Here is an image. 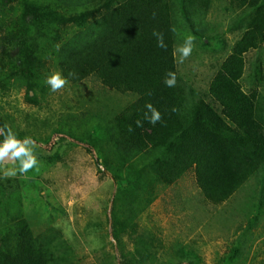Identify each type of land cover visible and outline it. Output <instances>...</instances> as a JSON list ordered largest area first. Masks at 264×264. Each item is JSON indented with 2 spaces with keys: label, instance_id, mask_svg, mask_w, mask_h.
Instances as JSON below:
<instances>
[{
  "label": "trees",
  "instance_id": "16d2710c",
  "mask_svg": "<svg viewBox=\"0 0 264 264\" xmlns=\"http://www.w3.org/2000/svg\"><path fill=\"white\" fill-rule=\"evenodd\" d=\"M217 1L0 0V94L23 91L26 104L42 109L51 79L75 89L73 108L0 121V147L91 154L111 182L99 249L113 243L117 264H205L191 239L168 241L156 225L140 224L187 176L200 205L214 209L255 181V200L235 207V232L248 239L264 223V0H222V34L208 21ZM225 33L237 37L230 44ZM194 49L216 57L202 93L179 72L177 54ZM58 154L42 158L64 161ZM23 185L0 178V264H95L60 229L26 216ZM247 239L216 264H246Z\"/></svg>",
  "mask_w": 264,
  "mask_h": 264
},
{
  "label": "rangeland",
  "instance_id": "374dc122",
  "mask_svg": "<svg viewBox=\"0 0 264 264\" xmlns=\"http://www.w3.org/2000/svg\"><path fill=\"white\" fill-rule=\"evenodd\" d=\"M225 5V1H217L208 19L211 27L218 28L216 32L219 34L227 29L229 23V15L223 10ZM236 37L237 34L225 33V39L230 44ZM194 50L191 54L186 51L177 54L180 57L179 72L202 93L215 72L216 57L208 51ZM48 83L54 87V94L50 96L48 106H42V109L26 104L23 91L0 94V121L12 124L28 113L33 116L35 111L42 118L45 112L63 111V105L65 108L74 107L71 93L75 89L55 79ZM87 85L91 86L89 82ZM92 88L97 91L98 86L92 85ZM5 115L10 117L6 120ZM14 147L15 161L12 150L0 148V178L12 180V177H16L24 184L20 195L26 216L39 224V227L49 223L60 229L64 239L72 245L79 257L92 260V250L99 249L101 244L96 225L106 219L104 214L111 193L108 177L98 172L93 156L82 148L71 147L65 155V148H60L59 152L56 147L51 152L29 142ZM54 151L65 160L54 159L46 163L42 157L51 156ZM21 154H27L28 157ZM257 190L256 182L251 181L227 205L217 209L203 207L193 178L187 176L177 186L164 191L146 213L147 219L142 218L140 224L149 227L156 225L162 238L168 241L175 238L189 243L191 239L194 247L200 250L205 264H216L217 259L228 253L231 243H243L247 239H242L240 233L235 232L241 221L234 218L239 209L235 207L249 195L253 196L250 202L254 201ZM177 195H181L185 207L182 208L177 202ZM247 237V240L251 239L250 243L252 240L254 242L250 245L246 264H264V223ZM84 263L88 264L87 260Z\"/></svg>",
  "mask_w": 264,
  "mask_h": 264
},
{
  "label": "crops",
  "instance_id": "0c3cea01",
  "mask_svg": "<svg viewBox=\"0 0 264 264\" xmlns=\"http://www.w3.org/2000/svg\"><path fill=\"white\" fill-rule=\"evenodd\" d=\"M13 91V90H12ZM11 91L9 92H5V94L9 95ZM2 96V95H1ZM2 99V98H1ZM7 104V102H6ZM1 148V147H0ZM3 148H7L9 150H12L13 152V148H15L14 146H3ZM13 160L15 161V153L13 152ZM12 161V160H11ZM14 165V164H12ZM114 245L113 244H109L101 249H99L98 251H96L93 255H92V260L95 264H117V261L114 259ZM112 251V252H110ZM105 254V255H104ZM97 256V257H96ZM95 260V261H94Z\"/></svg>",
  "mask_w": 264,
  "mask_h": 264
}]
</instances>
